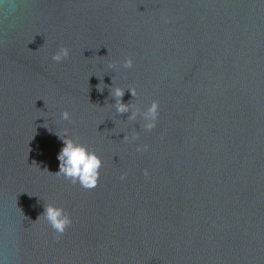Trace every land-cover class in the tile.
Segmentation results:
<instances>
[{
    "label": "water",
    "instance_id": "95a60500",
    "mask_svg": "<svg viewBox=\"0 0 264 264\" xmlns=\"http://www.w3.org/2000/svg\"><path fill=\"white\" fill-rule=\"evenodd\" d=\"M64 130L94 190L57 174ZM0 264H264V0H0Z\"/></svg>",
    "mask_w": 264,
    "mask_h": 264
},
{
    "label": "clouds",
    "instance_id": "9594fccd",
    "mask_svg": "<svg viewBox=\"0 0 264 264\" xmlns=\"http://www.w3.org/2000/svg\"><path fill=\"white\" fill-rule=\"evenodd\" d=\"M70 56V49L68 47L61 46L59 50L52 56V60L57 63H62ZM132 60L126 59L122 65L125 69L132 68ZM113 65H109V68ZM132 96L135 97V89H129ZM125 91L116 87L111 89L112 97L115 99V110L118 114L129 113L134 105L125 104L122 102ZM159 115V103L153 101L146 110L141 111L140 108H136L135 111L131 112L128 117L130 121H136L137 118H141L144 123L141 127L148 132H151L156 127V121ZM61 119L68 121L70 119L67 111L61 113ZM63 139L64 147L58 155L60 162L59 172L60 176H63L65 180H68L73 185H79L84 190H94L100 179V169L102 162L100 158L92 151H89L84 145L76 143L73 139L68 137L67 130H64ZM139 139L138 133H133L131 137L124 136V141L128 142L131 140L135 142ZM137 152H146L148 146H138ZM144 176L148 177L147 169L144 171ZM127 178V173L121 176V180ZM51 229L55 233V238L59 240L67 229L72 225V219L69 213L63 208L56 207L54 205H46L44 214L42 215Z\"/></svg>",
    "mask_w": 264,
    "mask_h": 264
}]
</instances>
